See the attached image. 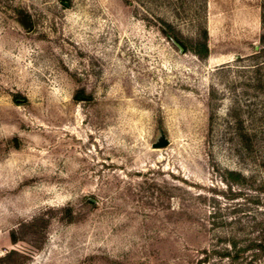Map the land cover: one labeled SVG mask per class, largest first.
Here are the masks:
<instances>
[{"label": "rangeland", "instance_id": "obj_1", "mask_svg": "<svg viewBox=\"0 0 264 264\" xmlns=\"http://www.w3.org/2000/svg\"><path fill=\"white\" fill-rule=\"evenodd\" d=\"M263 5L0 0V255L264 264Z\"/></svg>", "mask_w": 264, "mask_h": 264}, {"label": "trees", "instance_id": "obj_2", "mask_svg": "<svg viewBox=\"0 0 264 264\" xmlns=\"http://www.w3.org/2000/svg\"><path fill=\"white\" fill-rule=\"evenodd\" d=\"M179 44L182 45V43L180 42ZM182 46L185 49V46L184 45ZM201 54L205 56L208 55V47L206 43H202ZM17 97L18 96H15L14 100L18 102ZM87 98L88 97L85 95L83 89H76L73 93V99L75 101H79L81 99H87ZM60 209L62 210V214L59 217V219L63 221L69 217L70 208L62 207ZM40 218L41 215L34 216L30 220L21 223L16 229H12L9 232V238L11 243L15 244L21 240L27 242L33 248H37V249L41 248L45 241V235L40 225L41 224ZM247 248L250 249L252 248L256 250L258 253H264V237L262 238V240H259L258 242L250 243ZM240 251L242 250L235 251V253L232 255V259L239 257ZM29 258H30L29 253H25L24 251H21L17 248H10L5 250V252L2 255H0V264H25L29 260Z\"/></svg>", "mask_w": 264, "mask_h": 264}, {"label": "water", "instance_id": "obj_3", "mask_svg": "<svg viewBox=\"0 0 264 264\" xmlns=\"http://www.w3.org/2000/svg\"><path fill=\"white\" fill-rule=\"evenodd\" d=\"M179 47L180 51H183V48L180 46V44L177 45ZM169 143L168 138L165 136V134L160 130L159 136L157 139L151 144L153 148H161L166 146Z\"/></svg>", "mask_w": 264, "mask_h": 264}]
</instances>
